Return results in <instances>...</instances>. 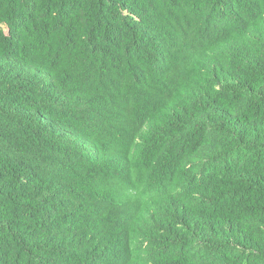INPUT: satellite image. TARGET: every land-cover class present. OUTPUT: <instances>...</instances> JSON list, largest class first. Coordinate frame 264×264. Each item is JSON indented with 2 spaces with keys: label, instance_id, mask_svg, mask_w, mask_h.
<instances>
[{
  "label": "trees",
  "instance_id": "1",
  "mask_svg": "<svg viewBox=\"0 0 264 264\" xmlns=\"http://www.w3.org/2000/svg\"><path fill=\"white\" fill-rule=\"evenodd\" d=\"M0 264H264V0H0Z\"/></svg>",
  "mask_w": 264,
  "mask_h": 264
},
{
  "label": "bare ground",
  "instance_id": "2",
  "mask_svg": "<svg viewBox=\"0 0 264 264\" xmlns=\"http://www.w3.org/2000/svg\"><path fill=\"white\" fill-rule=\"evenodd\" d=\"M154 202V201H153Z\"/></svg>",
  "mask_w": 264,
  "mask_h": 264
}]
</instances>
